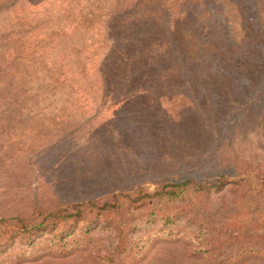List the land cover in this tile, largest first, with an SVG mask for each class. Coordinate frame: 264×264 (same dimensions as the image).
I'll use <instances>...</instances> for the list:
<instances>
[{
  "label": "rangeland",
  "instance_id": "obj_1",
  "mask_svg": "<svg viewBox=\"0 0 264 264\" xmlns=\"http://www.w3.org/2000/svg\"><path fill=\"white\" fill-rule=\"evenodd\" d=\"M0 114V219L230 182L0 237V264H264V0H0Z\"/></svg>",
  "mask_w": 264,
  "mask_h": 264
},
{
  "label": "trees",
  "instance_id": "obj_2",
  "mask_svg": "<svg viewBox=\"0 0 264 264\" xmlns=\"http://www.w3.org/2000/svg\"><path fill=\"white\" fill-rule=\"evenodd\" d=\"M228 181V178L222 175L213 181L204 179L200 182L189 176L176 180L163 179L155 183L156 190L151 193L147 192L144 188L136 187L126 191L108 194L101 197V199H89L70 204L63 209L42 212L39 216L34 217L32 221L19 217L0 219V237L4 238L6 243L12 244L15 240L36 238L47 232L67 229L68 231L64 234L59 232V238L65 241L70 235L69 230H72L75 224L81 221H87L90 218L93 222H96L103 214L118 211L123 204L143 205L155 199L178 200L186 192L200 193L206 189L224 186L230 183ZM245 181V179L240 178L231 183L245 185L254 190V187ZM258 183L260 186H264V180H259ZM92 224L94 223L90 222L86 226Z\"/></svg>",
  "mask_w": 264,
  "mask_h": 264
}]
</instances>
